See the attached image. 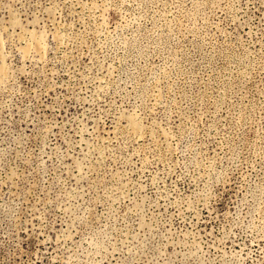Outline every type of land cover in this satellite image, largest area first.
I'll list each match as a JSON object with an SVG mask.
<instances>
[{
	"label": "rangeland",
	"instance_id": "374dc122",
	"mask_svg": "<svg viewBox=\"0 0 264 264\" xmlns=\"http://www.w3.org/2000/svg\"><path fill=\"white\" fill-rule=\"evenodd\" d=\"M0 66V264H264V0H0Z\"/></svg>",
	"mask_w": 264,
	"mask_h": 264
},
{
	"label": "bare ground",
	"instance_id": "6f19581e",
	"mask_svg": "<svg viewBox=\"0 0 264 264\" xmlns=\"http://www.w3.org/2000/svg\"><path fill=\"white\" fill-rule=\"evenodd\" d=\"M38 42H40V41H38ZM36 44H37V43H36ZM39 45H40V44H39ZM35 46H36V45H35ZM37 47H38V45L35 47V48L38 50L39 47H38V48H37ZM41 48H42V47H41ZM41 48H40V50H41ZM38 53H41V51L38 50ZM1 68H2V67L0 66V70H2ZM3 71H5V70H3ZM3 71H2V72H3Z\"/></svg>",
	"mask_w": 264,
	"mask_h": 264
}]
</instances>
